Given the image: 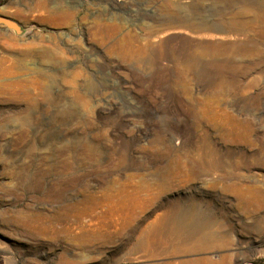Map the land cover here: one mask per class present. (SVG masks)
I'll return each instance as SVG.
<instances>
[{
    "label": "rangeland",
    "instance_id": "rangeland-1",
    "mask_svg": "<svg viewBox=\"0 0 264 264\" xmlns=\"http://www.w3.org/2000/svg\"><path fill=\"white\" fill-rule=\"evenodd\" d=\"M0 16V264H264V0Z\"/></svg>",
    "mask_w": 264,
    "mask_h": 264
},
{
    "label": "water",
    "instance_id": "water-1",
    "mask_svg": "<svg viewBox=\"0 0 264 264\" xmlns=\"http://www.w3.org/2000/svg\"><path fill=\"white\" fill-rule=\"evenodd\" d=\"M4 26L8 29H16L17 25L6 17L0 16V28Z\"/></svg>",
    "mask_w": 264,
    "mask_h": 264
},
{
    "label": "bare ground",
    "instance_id": "bare-ground-1",
    "mask_svg": "<svg viewBox=\"0 0 264 264\" xmlns=\"http://www.w3.org/2000/svg\"><path fill=\"white\" fill-rule=\"evenodd\" d=\"M155 21V20H154ZM164 25V24H163ZM154 26V25H153ZM105 28V27H104ZM155 28V27H154ZM158 29V28H157ZM151 30V29H150ZM148 31V30H147ZM163 31V30H162ZM179 32H181L182 33V31H179ZM183 33H185V32H183ZM154 35V34H153ZM150 36V35H149ZM153 37V36H152ZM151 38V37H150ZM144 40V39H143ZM152 41V40H151ZM153 41H155V39L153 40ZM144 42V41H143ZM148 44V43H147ZM167 109H170V107H171V105L170 104H168V102H167V104H166V106H165ZM148 126V128L149 127H152V126H154V124L153 123H150V124H148L147 125ZM175 136V135H174ZM179 137H177V139H178ZM178 141H179V139H178ZM177 144V143H176Z\"/></svg>",
    "mask_w": 264,
    "mask_h": 264
}]
</instances>
